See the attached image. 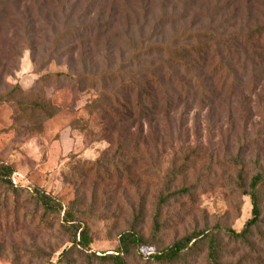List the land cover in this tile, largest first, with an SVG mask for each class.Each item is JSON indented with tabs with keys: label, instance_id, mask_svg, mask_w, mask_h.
Returning a JSON list of instances; mask_svg holds the SVG:
<instances>
[{
	"label": "rangeland",
	"instance_id": "1",
	"mask_svg": "<svg viewBox=\"0 0 264 264\" xmlns=\"http://www.w3.org/2000/svg\"><path fill=\"white\" fill-rule=\"evenodd\" d=\"M251 2L253 16L246 0H0V92L18 84L60 108L39 134L16 120L13 102L1 103L0 161L14 167V185L79 203L93 237L89 249L73 245L58 223L24 216L23 203L17 216L0 212V264L15 255L19 264H111L104 255L116 254L120 234L133 226L150 246L125 257L127 264H160L149 253L193 230L219 234L226 264H264V185L247 239L225 233L244 228L252 216L250 181L264 175V67L244 54L254 53L246 39L264 17V0ZM200 30L226 46L221 56L211 50L194 100L182 93L176 107L122 122L87 108L105 85L118 87L117 75L147 79L159 62L155 45H193ZM230 53L241 73L215 77L211 67L228 63ZM194 71L184 78L193 80ZM166 72L177 82L174 67ZM78 119L86 130L72 124ZM123 128L127 143L119 138ZM3 200L0 191V209ZM206 249L175 264H209Z\"/></svg>",
	"mask_w": 264,
	"mask_h": 264
},
{
	"label": "trees",
	"instance_id": "2",
	"mask_svg": "<svg viewBox=\"0 0 264 264\" xmlns=\"http://www.w3.org/2000/svg\"><path fill=\"white\" fill-rule=\"evenodd\" d=\"M251 1L246 0L248 16L254 15V6ZM235 11H238L237 7H235ZM261 20L249 27V38L247 37L246 39V47H253L254 53L252 52L248 55V48H246L244 54L247 58V63H257L264 67V17ZM192 39L193 45H182L181 47L155 45V48H151V54L156 55L154 61L158 60L159 62L156 64L153 61L155 67L148 72L149 77L147 79L142 81L135 78L134 74H131L129 81L125 82L123 77L117 75L116 82L120 81L118 87L109 89L105 85L99 96L86 105L87 108L92 111L100 109L110 114L118 122H122L128 121V119L144 118L150 113H156L159 109H167L172 105L176 107L173 100L179 102L180 94L182 93L194 100L197 97V91L203 90L200 77L205 69H208L207 64L211 50L213 49L215 53L221 56L222 54L218 48L220 45H224L225 41L205 30L196 31L192 35ZM241 44L243 45V40ZM236 55L230 53L228 63L213 65L210 69L211 73L213 72L215 77L218 76L223 80L238 76L241 71L234 70L232 68L234 64L231 62L238 59ZM172 67L175 68V73L172 74L177 75V82L173 80V75L167 76L166 69L169 70ZM180 70L182 74H179L178 71ZM186 70H195V73L188 74L192 76L193 80L184 78ZM56 76L60 75L56 74ZM64 76L69 77L67 74H64ZM178 76L181 77L177 78ZM44 77L46 80L50 79L51 74L44 75ZM79 78L81 79V77ZM174 96H176L175 99ZM4 102H13L15 104L16 120L25 122L29 133H42L44 131V122L60 110L57 105L40 94V92L25 90L18 84L0 92V104ZM72 124L81 130L88 128L80 119L74 120ZM119 138L124 141L123 143L130 141L124 128L119 133ZM14 171V167L11 164L0 161V191L4 193L3 209L1 208L0 212L5 213V218L10 213L17 216L20 205L27 203V209L23 213L24 216L29 218L38 216L41 222L51 227L58 223L65 232L72 235L69 241L73 245L89 249L93 242V237L89 232V227L82 224L86 211L78 208L79 203L72 201L66 205L55 196L37 187L30 192L16 186L11 179ZM263 185L264 175L262 173L254 175L249 184L250 189L246 193L250 196L252 202V216L246 221L244 228L240 232L230 228L225 229V233L228 236L247 239L251 228L259 221ZM21 197L22 202L20 201L21 203L18 204ZM7 199L11 201V209L7 207ZM30 206H32V209H30ZM159 212L160 209H158L155 217L156 228H158L159 224ZM147 240V237L141 231L135 230L133 226L120 234L119 245L117 250H115L116 254L108 253L104 256L111 259V264H127L125 257L133 255L136 249L147 245L150 246ZM204 245L207 248V261L209 264H226L221 261L223 248L219 234L209 230H193L180 239L175 240L170 246L151 252L149 255L157 263L175 264L185 259L189 253L194 254L197 250L200 251ZM4 248L3 243L0 242V256L4 254ZM68 251L69 248L64 249L61 254H65ZM34 252L37 254L41 253L40 249H36ZM11 261L12 264H19L18 256L12 257Z\"/></svg>",
	"mask_w": 264,
	"mask_h": 264
}]
</instances>
